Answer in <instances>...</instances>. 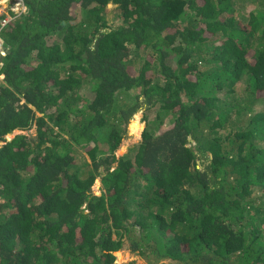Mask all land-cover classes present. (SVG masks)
<instances>
[{
    "label": "trees",
    "instance_id": "trees-1",
    "mask_svg": "<svg viewBox=\"0 0 264 264\" xmlns=\"http://www.w3.org/2000/svg\"><path fill=\"white\" fill-rule=\"evenodd\" d=\"M244 1L31 0L2 29L0 264H116L126 240L264 264V0Z\"/></svg>",
    "mask_w": 264,
    "mask_h": 264
},
{
    "label": "rangeland",
    "instance_id": "rangeland-1",
    "mask_svg": "<svg viewBox=\"0 0 264 264\" xmlns=\"http://www.w3.org/2000/svg\"><path fill=\"white\" fill-rule=\"evenodd\" d=\"M257 6L256 3H252L249 0H245L244 1V5H240L237 6L236 8V19H240L239 18V12H243L242 14H246L248 12H250L251 10L255 9ZM111 7V5H110ZM116 8V7H114ZM109 21L111 24H113V21H117V16L115 15L114 12L110 13L109 15ZM136 56V55H135ZM135 56H133L132 58H136ZM152 61V60H151ZM140 63V61H138ZM136 62V64L138 63ZM134 67H136V65L133 64ZM262 107H264L263 104H260L259 107L257 109H262ZM146 123L147 121L145 120V114L141 111L139 113H137L133 119L130 121L128 128H127V134L125 136V139L123 140L122 144L119 146L118 150H117V156L121 157L125 154H127L128 152H130L131 150H133L135 148V146L141 141V137L143 134V131L146 128ZM21 134L19 133H15L12 136H8V139H13L14 136ZM22 134H26V133H22ZM28 135L35 137L37 132H36V128H33L32 130H30L28 133ZM74 156L76 158V163L77 165L82 164L84 162H88V156L86 155L85 151L82 149H75L74 151ZM90 162V161H89ZM103 184L101 182V179H98L97 182L95 183L92 192L94 193V195L96 196H100L103 193ZM117 257V261L116 264H131V263H135V264H171L169 260H158L155 256H149L147 254H142V253H138V252H133L130 246V242L129 241H125L124 245L122 246V249L120 250V252H118L116 254Z\"/></svg>",
    "mask_w": 264,
    "mask_h": 264
},
{
    "label": "built area",
    "instance_id": "built-area-1",
    "mask_svg": "<svg viewBox=\"0 0 264 264\" xmlns=\"http://www.w3.org/2000/svg\"><path fill=\"white\" fill-rule=\"evenodd\" d=\"M27 0H0V15L6 14L8 17L0 21V36L2 29L6 28L10 23L15 22L16 18L26 14ZM3 40L0 37V54L4 55Z\"/></svg>",
    "mask_w": 264,
    "mask_h": 264
},
{
    "label": "clouds",
    "instance_id": "clouds-1",
    "mask_svg": "<svg viewBox=\"0 0 264 264\" xmlns=\"http://www.w3.org/2000/svg\"><path fill=\"white\" fill-rule=\"evenodd\" d=\"M30 1H31V0H27V2H26L27 11H26V14H25V15H27V14L29 13V12H28V3H29ZM25 15L21 16L20 18L24 17ZM0 17H1V19H0V21H1V20L5 19L6 17H8V15L3 14V15H0ZM20 18H16L15 20L17 21V20H19ZM16 21L10 23L7 27H9L10 25L16 23ZM0 37H1V36H0ZM2 40H3V39H2ZM3 42H4V40H3ZM5 46H6V44H5V42H4V44H3V51H2V52L4 53V55L0 54V57H1V58H4L5 55H6ZM2 82H3V80H2V77L0 76V84H2Z\"/></svg>",
    "mask_w": 264,
    "mask_h": 264
}]
</instances>
